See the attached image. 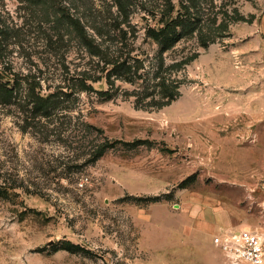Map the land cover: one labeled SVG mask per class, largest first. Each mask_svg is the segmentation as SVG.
Wrapping results in <instances>:
<instances>
[{"label":"rangeland","instance_id":"obj_1","mask_svg":"<svg viewBox=\"0 0 264 264\" xmlns=\"http://www.w3.org/2000/svg\"><path fill=\"white\" fill-rule=\"evenodd\" d=\"M0 82V264H211L203 223L264 232V0H0Z\"/></svg>","mask_w":264,"mask_h":264},{"label":"built area","instance_id":"obj_2","mask_svg":"<svg viewBox=\"0 0 264 264\" xmlns=\"http://www.w3.org/2000/svg\"><path fill=\"white\" fill-rule=\"evenodd\" d=\"M213 241L231 264H264V233L257 228L220 231Z\"/></svg>","mask_w":264,"mask_h":264},{"label":"crops","instance_id":"obj_3","mask_svg":"<svg viewBox=\"0 0 264 264\" xmlns=\"http://www.w3.org/2000/svg\"><path fill=\"white\" fill-rule=\"evenodd\" d=\"M207 225L208 224L203 223L202 227H204V229L212 230L211 231V236L212 237H214L215 232H217L218 230H219L218 232H220V231H225V230L229 229V228H226V226H224V224H221V223L220 224H209L208 226ZM212 241H213V239H212ZM213 245L216 247V251H213V252L211 251V257H212L211 258L212 259L211 264H231L229 259L224 254L223 250L219 246H217L214 243V241H213Z\"/></svg>","mask_w":264,"mask_h":264},{"label":"trees","instance_id":"obj_4","mask_svg":"<svg viewBox=\"0 0 264 264\" xmlns=\"http://www.w3.org/2000/svg\"><path fill=\"white\" fill-rule=\"evenodd\" d=\"M71 23L74 25V27H75V29L77 30V32L79 33V34H82V35H85V30H84V28L81 26V22H80V20L79 19H77V18H73L72 17V20H71ZM88 37V36H87ZM88 39H90V38H88ZM0 91H11V87H7L6 86V83H3V82H0ZM33 95V97H34V102L36 103V104H38V105H41L40 103H42V105H44V104H47V100H48V98H45V97H43L42 95H36L35 93H32ZM102 149V148H101Z\"/></svg>","mask_w":264,"mask_h":264}]
</instances>
